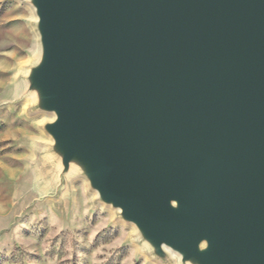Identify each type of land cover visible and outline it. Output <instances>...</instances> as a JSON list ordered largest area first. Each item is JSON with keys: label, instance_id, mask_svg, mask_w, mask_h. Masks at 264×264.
<instances>
[{"label": "water", "instance_id": "obj_1", "mask_svg": "<svg viewBox=\"0 0 264 264\" xmlns=\"http://www.w3.org/2000/svg\"><path fill=\"white\" fill-rule=\"evenodd\" d=\"M40 8L48 72L90 100L80 123L93 129L82 135L99 145L96 127H114L130 140L125 162L150 169L161 186L134 208L174 234L208 233L234 264H264V0H42ZM113 189L125 203V190ZM173 197L181 211L168 218Z\"/></svg>", "mask_w": 264, "mask_h": 264}, {"label": "rangeland", "instance_id": "obj_2", "mask_svg": "<svg viewBox=\"0 0 264 264\" xmlns=\"http://www.w3.org/2000/svg\"><path fill=\"white\" fill-rule=\"evenodd\" d=\"M41 2L0 0V264H234L208 233L127 206L64 135L75 123L41 88L54 62Z\"/></svg>", "mask_w": 264, "mask_h": 264}, {"label": "bare ground", "instance_id": "obj_3", "mask_svg": "<svg viewBox=\"0 0 264 264\" xmlns=\"http://www.w3.org/2000/svg\"><path fill=\"white\" fill-rule=\"evenodd\" d=\"M40 82L43 92L49 99L48 101L53 102V105H58L56 110L59 111L60 109V114L63 115V125L67 127L69 122L77 123V125L71 126L72 130L69 132V135L65 133L64 135L68 137V140L72 137L74 138V142L77 144V150L91 160L93 170L96 171L97 177L106 174V182L113 186L115 190H125V195L128 197V199H125V204L129 207L144 204L151 199L153 201L155 192L161 189V186L154 181L155 174H153V171H150V169L138 163L130 164L125 162L129 152L127 150L122 152L121 149L126 146L128 148V146L131 145L129 143L130 140L126 137H122V139L119 140V138L112 133L115 130L114 127H109L110 130L106 129L107 132L105 130L100 132V129L96 127L97 134L93 133L99 140V145L95 144L90 138L82 137V132L85 130L86 126L82 125L80 122L82 118H84L85 113L89 111L90 100H82L85 98V95L80 97L81 100H79L77 93L73 92V88L70 87V84H67L66 81L62 82L57 74L53 73L51 70L41 77ZM35 92H37L38 96H35ZM39 94L42 93L36 89L31 91L32 97L37 98ZM56 95L58 100H55ZM64 128L63 130H65ZM86 128H89L88 130L91 131L93 129V127L90 128V126ZM122 134L124 135L125 133L122 132ZM122 142L124 147H120ZM130 156L131 155H129V157ZM103 160L110 162V166H107L105 172L100 171ZM177 204H179V198L173 197L167 199L166 205L163 207V212L168 218H171L170 214L176 210ZM140 205L138 206L140 207ZM145 215L148 216V214ZM153 215L154 219L158 220V218H161L156 213H153ZM231 241H234V238H232Z\"/></svg>", "mask_w": 264, "mask_h": 264}]
</instances>
